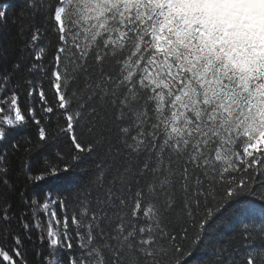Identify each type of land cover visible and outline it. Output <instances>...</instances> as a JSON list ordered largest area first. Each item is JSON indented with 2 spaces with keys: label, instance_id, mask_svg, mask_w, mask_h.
Instances as JSON below:
<instances>
[{
  "label": "snow or ice",
  "instance_id": "snow-or-ice-1",
  "mask_svg": "<svg viewBox=\"0 0 264 264\" xmlns=\"http://www.w3.org/2000/svg\"><path fill=\"white\" fill-rule=\"evenodd\" d=\"M0 264H264V0H0Z\"/></svg>",
  "mask_w": 264,
  "mask_h": 264
},
{
  "label": "trees",
  "instance_id": "trees-1",
  "mask_svg": "<svg viewBox=\"0 0 264 264\" xmlns=\"http://www.w3.org/2000/svg\"><path fill=\"white\" fill-rule=\"evenodd\" d=\"M7 2H8L9 4L13 5V6H16V5H18L19 0H7ZM27 132H28L27 129H19V130H17L16 132H14L12 135H13V137H21V136H23V135H26ZM39 190H40V189H37V191H39ZM45 190H46V189H45ZM257 206H258V204H257ZM28 259H29V260H32L33 257H32L31 255H29V256H28Z\"/></svg>",
  "mask_w": 264,
  "mask_h": 264
}]
</instances>
